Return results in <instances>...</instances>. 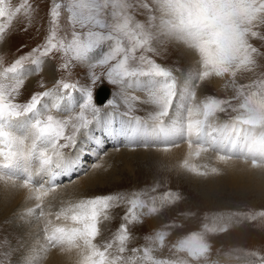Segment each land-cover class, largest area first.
<instances>
[{
  "label": "snow or ice",
  "instance_id": "6c2138e0",
  "mask_svg": "<svg viewBox=\"0 0 264 264\" xmlns=\"http://www.w3.org/2000/svg\"><path fill=\"white\" fill-rule=\"evenodd\" d=\"M44 3L22 0L17 6L11 0H0V48L13 33L14 21L25 24V31L38 20L46 18L48 22L42 42L30 52L7 66L0 55V183L6 192L21 187L17 183L19 170L34 159L50 177L39 185L32 176L22 181V187L30 189L37 201L27 215L42 221V235H33L22 223L14 228V234H0V264H44L55 248L75 251L78 264H264V246L225 250L217 247L214 239L215 234L228 233L230 226L240 221L264 220V210L205 215L200 230L189 232L185 230L188 217L198 216L199 209L180 210L179 202L185 199L182 194L160 192L156 183L125 195L68 197L60 200L57 211L52 210L53 201L45 202V197L60 186L54 181L56 170L69 157L64 150H75L81 134L99 118L94 89L101 77L121 89L123 82L132 78L153 77L160 81L143 100L121 90L127 106L123 115L133 125L132 137L141 131L166 139L183 136L190 149L189 159L214 152L221 162L243 159L264 173V0H47L42 15ZM177 44L196 54L199 83L187 94L183 116L170 119L180 69L162 66L155 57ZM101 48L106 49L102 58L89 64L90 55ZM49 61L54 62L56 73H71L77 66L88 65V85L61 75L49 86L40 78L37 84L44 90L34 91L24 103L18 102L26 86L21 74L27 65H33L35 74H39ZM97 68L101 69L99 73ZM238 74H251L249 82L240 83ZM212 77L226 80L232 89L231 98L198 97L200 82ZM78 92L85 98L78 110L67 117L53 114L64 98ZM45 101H51V107L40 114ZM107 104L119 106L115 99ZM138 104L154 108L142 119L134 115ZM221 113L228 119L220 121ZM33 115L37 118L32 123V135L20 137L6 129L9 122ZM165 146L178 147L179 143L165 142ZM189 159L182 165L185 170L208 175ZM210 171L217 173L219 169L212 167ZM125 205L117 230L105 236L114 209ZM174 208L176 214L168 219L171 223L160 224L142 245L136 243L138 237L131 226ZM55 221L65 223L61 226ZM5 223L15 220L6 219Z\"/></svg>",
  "mask_w": 264,
  "mask_h": 264
},
{
  "label": "rangeland",
  "instance_id": "374dc122",
  "mask_svg": "<svg viewBox=\"0 0 264 264\" xmlns=\"http://www.w3.org/2000/svg\"><path fill=\"white\" fill-rule=\"evenodd\" d=\"M11 2L18 6L22 0H11ZM47 7L48 3L47 0H45V3L41 5L42 15L46 12ZM19 19H22V15L18 20ZM139 19L142 20L143 17H139ZM13 24V33L6 37L2 48H0V55L4 57L5 66L10 62H14V60L21 55L27 54L36 47L38 43L42 42L48 22L46 18L38 20L35 26L29 27L27 31H25V24L18 23L17 21H14ZM38 29L40 34H37ZM105 51V48H101L93 52L89 57L88 63H94L102 58ZM155 59L158 63H161L162 66L170 68L178 67L180 69V71L176 73L178 80L177 96L173 104L170 119H173L174 115L182 117L184 109L187 106V94L199 83L197 78L199 64L197 63L196 54L186 49L183 45L177 44L170 45L163 56H157ZM96 71L99 73L101 69L97 68ZM21 75L22 78L26 80V86L23 94L18 98V102L20 103L26 102L34 91L44 90L37 84L40 78H44L48 81L49 86L61 75L69 81H74L78 78L82 86H87L89 83L88 65L77 66L71 73H56L54 62L49 61L46 62L45 70L41 73L35 74L34 66L27 65L25 71ZM250 75L251 74H238L239 82L248 83V77ZM148 80H154L157 81L156 83L159 82L160 84V81L153 77L132 78L124 81L121 89L120 86L108 84L106 79L101 77V82H99L94 89V96L96 97L97 89L105 85L111 90L108 101L110 99H115L119 106L113 108L111 105L107 104L108 101L103 105L97 104L100 106L98 120L90 125L86 132L81 134L75 150H64L65 153L69 155L68 159L70 160L69 164L71 167L79 166L80 162L82 166L80 169L72 171V175L64 176V180H61V182H55L60 186L55 193H49L48 196L45 197V202L51 200L55 204L52 210L57 211L60 200L67 199L68 197L79 199L85 196L104 194L125 195L127 193L139 192L150 188L154 183L159 184L158 191L160 192L174 191L182 194L185 199L179 202L178 208L180 210L187 212L189 209L192 211L199 209L198 216L189 215L188 217L185 230L189 232L200 230L202 226L200 225V220H202L205 215H216L219 212H246L249 209H254L256 212L264 210L261 208V205H264V173L252 167L246 169L244 172V170H242L243 167L240 169L236 168V165L245 163L243 159H232L229 160V162L227 161L228 163L221 162L218 160V154L214 152L202 153L199 158L194 156L189 159L187 154L190 149L188 144L184 142L183 136H178L173 141L172 137L160 139L156 135L155 138L158 140L145 141L144 133L141 131L140 134L133 137V140L129 142V144L123 139V145H110V143H108L103 144L101 149L90 151L89 146L93 145V141L87 139L90 132H93L94 135L102 133L103 128L101 126L111 118H113L112 126L114 127V132L116 129L118 130L124 122L129 121L128 117L123 115V113L127 111V106L123 104V99L120 95L121 90L130 95H137L143 100L146 92L153 88L143 92L139 91V88H136V86L142 84L141 81L144 82ZM232 94V89L227 85L226 80L222 79L219 82L216 77L209 78L208 81L200 82V88L198 90V97L201 99H203L204 96L231 98ZM84 100V96L79 92L71 98H64L61 103V108H59L61 112L60 110H56L53 114L59 112L61 116L67 117L78 110L84 103ZM50 107L51 101H45V103L41 105L39 113L40 111L41 114L46 113ZM153 108L154 106L152 105L138 104L134 115L143 119L150 114ZM62 110L66 111L62 112ZM30 118H32L34 122L37 116L33 115L30 116ZM227 119L228 117L226 114H219L220 121H225ZM115 136L116 133L114 137ZM83 142L85 145H82ZM165 142L170 144L179 143V146L168 148L165 146ZM130 143L134 145H130ZM145 145L150 147H145ZM176 148L178 150H185L184 156H174V152H170L169 154L162 153L169 149L177 150ZM81 151L87 153L81 157L80 161H76L75 159L78 158L79 152ZM90 152L96 153L93 158ZM237 154L239 155V152H237ZM185 159H189L190 164L196 165L201 172L207 170L208 175L203 176L185 170L182 167ZM82 161L85 162V165H83ZM97 164H99L100 167H96L95 165ZM212 167L218 168L219 171L217 173H212L210 171ZM34 174V183L38 185L44 182V180L43 182H38L37 178L40 176H44L45 179L47 178L48 180L50 179L45 172L39 169H37L36 173L34 171ZM56 175H60V171L59 174L56 173ZM64 175H66V172ZM22 181L23 179L17 180L18 184H21V187L8 192L0 187V234H14V228L22 223L27 231L31 232L33 235L40 236L42 235L40 231L43 227L42 221L38 220L35 215H27L29 209H35L37 201L34 199L30 189L22 187ZM126 207L125 205L114 209L115 215L113 220L107 223V230L104 233L105 236H111V234L117 230L121 218L126 211ZM176 210L175 208L169 209L160 217L156 218L146 217L143 223L131 226L134 235L138 237L136 243L142 245L149 234L159 229L160 224L164 222L171 223L168 219L176 214ZM36 211L38 212L39 210L37 209ZM19 217L26 218L20 220ZM6 219L15 220V223H5ZM52 219L54 220V217H52ZM64 223L63 221H55L56 225L63 226ZM67 223L68 226H71V222ZM100 239L99 237L97 238L98 243ZM214 239L216 241V246L225 250L231 248L249 250L262 247L264 246V220L240 221L234 226H230L228 233L215 234ZM68 256L78 257L75 251L66 252L59 248H55L47 255L44 264H49V262L54 259L63 260ZM73 260L76 261L78 258Z\"/></svg>",
  "mask_w": 264,
  "mask_h": 264
},
{
  "label": "bare ground",
  "instance_id": "6f19581e",
  "mask_svg": "<svg viewBox=\"0 0 264 264\" xmlns=\"http://www.w3.org/2000/svg\"><path fill=\"white\" fill-rule=\"evenodd\" d=\"M218 81L220 82L222 80V78H217ZM142 84H139L136 86V88H139V91H147L149 90L150 88H155L157 87V84L159 85V82L156 83L157 81H154V80H148V81H141ZM138 84V83H137ZM110 89V88H109ZM111 95V90H110V93H109V97ZM98 99V98H97ZM97 99H96V102H97ZM109 99V98H108ZM108 101V100H107ZM106 101V102H107ZM105 102V103H106ZM62 103V102H61ZM104 103V104H105ZM98 104V103H97ZM103 105V104H102ZM73 106V105H72ZM61 108V106H60ZM62 108H65V107H62ZM74 108V107H73ZM72 109V107H71ZM43 110V109H42ZM60 112H61V109H59ZM66 110H62V112H65ZM40 114H41V111H40ZM173 118H177V116L174 115ZM32 122H33V119L28 117V118H24V119H21V120H17V121H12V122H9L8 124H6V129L12 133L13 135H17V136H20V137H28L30 135H32ZM113 125V118L109 119L108 122H106L105 124H103L101 127L103 128V132L102 133H98L97 135H94L93 132H90L89 136H87V139L88 140H91L93 141V145L92 146H89L90 148V151H94L96 149H101L102 148V145L103 144H108L110 143V145H123L122 143V140L125 139L126 140V143L129 144V142H131L133 140V137L131 136V129L133 128V125L130 121L128 122H124L123 125H121L119 127V129L115 130L114 132V127L112 126ZM116 133V136L114 137ZM160 139H164L165 137L162 136V135H157ZM178 136H175V137H172L173 141L177 138ZM144 139L145 141H148V140H158L157 138H155V136L153 135H146L144 134ZM185 144V143H184ZM82 145H85V143L83 142ZM181 145V144H180ZM183 145V144H182ZM184 147V146H182ZM125 149V148H124ZM139 149V148H138ZM177 149V148H176ZM126 150H129V149H126ZM178 150V149H177ZM173 150V149H169L168 151L166 152H162V153H170V152H174V156H184L185 154V150ZM144 151V149H143ZM164 151V150H163ZM91 157L93 158L95 156L94 153H91ZM115 152V151H114ZM113 152V153H114ZM85 153L87 152H84V151H81L79 152V156L78 158H76L75 160L76 161H80L81 157L83 155H85ZM131 153V152H129ZM138 153V152H137ZM140 153V152H139ZM89 154V155H90ZM111 155V154H110ZM188 155V154H187ZM211 155V154H210ZM204 156V155H203ZM213 156V155H212ZM112 157V155H111ZM194 157V156H193ZM181 158V157H180ZM216 158V156H215ZM205 159V158H204ZM70 160L68 159L65 164L62 166V168L60 169H57L56 170V173L59 174V171H60V175H56L57 176V179L54 181L56 183H58L59 181L64 180V176H70L72 175V171H75L76 169H80L81 168V162H77L79 163V166H75V167H71L70 164H69ZM229 162V161H228ZM227 162V163H228ZM83 165H85V162L82 161ZM209 163V162H208ZM231 165H236V164H231ZM231 167V166H230ZM242 170H244V172L246 171V169L250 168L251 166L246 164V163H241V164H238L236 165V168H242ZM37 169L41 170V165H40V162L38 159H34L30 162H28L27 164H24L21 166L20 168V173L18 174L19 178L18 179H25L27 178L28 176H32L35 175L34 174V171L35 173L37 172ZM235 170V169H234ZM250 171V170H248ZM40 172V171H39ZM66 172V175H64V173ZM97 172V171H96ZM47 174V173H45ZM93 174V173H91ZM231 174V173H230ZM48 175V174H47ZM229 175V174H228ZM94 176V175H93ZM91 176V177H93ZM49 177V175H48ZM50 178V177H49ZM38 179V182H45V180L47 181L48 179L44 176H40ZM43 182V183H44ZM18 183V182H17ZM70 185V184H69ZM0 187L4 188L3 184L0 183ZM62 187V186H61ZM64 187V186H63ZM57 190V189H56ZM8 192V191H7ZM74 252V251H73ZM62 258V257H61ZM75 258H78L79 257H75V256H68L66 259H63V260H51L49 262V264H78V260L74 261L73 259Z\"/></svg>",
  "mask_w": 264,
  "mask_h": 264
},
{
  "label": "water",
  "instance_id": "95a60500",
  "mask_svg": "<svg viewBox=\"0 0 264 264\" xmlns=\"http://www.w3.org/2000/svg\"><path fill=\"white\" fill-rule=\"evenodd\" d=\"M98 98V99H97ZM109 98V90L105 86H101L97 89L96 99L98 104H104Z\"/></svg>",
  "mask_w": 264,
  "mask_h": 264
}]
</instances>
